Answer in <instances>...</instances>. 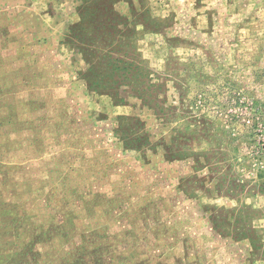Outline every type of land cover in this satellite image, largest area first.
<instances>
[{
  "label": "rangeland",
  "instance_id": "obj_1",
  "mask_svg": "<svg viewBox=\"0 0 264 264\" xmlns=\"http://www.w3.org/2000/svg\"><path fill=\"white\" fill-rule=\"evenodd\" d=\"M0 264H264V0H0Z\"/></svg>",
  "mask_w": 264,
  "mask_h": 264
},
{
  "label": "trees",
  "instance_id": "obj_2",
  "mask_svg": "<svg viewBox=\"0 0 264 264\" xmlns=\"http://www.w3.org/2000/svg\"><path fill=\"white\" fill-rule=\"evenodd\" d=\"M102 18L103 15H96L95 24L87 23L83 18L80 29L72 30V44L78 48L87 65L85 80L89 89L116 99L125 89L123 82L130 80L136 71L133 62L137 51L135 49V55H131L127 50L130 44L126 31L120 28L127 29L126 24L117 23L115 26V20L107 24Z\"/></svg>",
  "mask_w": 264,
  "mask_h": 264
}]
</instances>
